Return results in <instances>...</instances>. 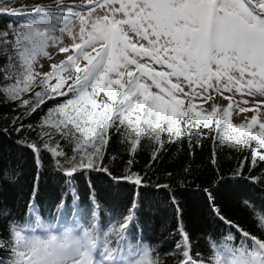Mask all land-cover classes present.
<instances>
[{
  "label": "snow or ice",
  "instance_id": "obj_1",
  "mask_svg": "<svg viewBox=\"0 0 264 264\" xmlns=\"http://www.w3.org/2000/svg\"><path fill=\"white\" fill-rule=\"evenodd\" d=\"M0 15L15 18L0 29V104L14 106L13 129L35 132L69 181L80 172L111 176L104 158L114 139L129 156L120 179L141 187L145 178L131 165L142 141L151 144L155 161L167 144L194 148L208 139L213 164L217 146L247 152L234 175L247 172L264 185V0H0ZM49 49L64 59L42 71L41 58L54 60ZM49 102L35 125L25 123ZM234 113L241 123L232 122ZM18 142L39 155L37 141ZM208 197L213 215L241 246L203 259L178 221L177 264H264V212L253 208L256 235ZM136 208L134 201L118 228L99 235L53 231L32 205L27 226L0 210L7 223L0 264H160L149 248L125 259V248L133 251L127 229ZM226 239L236 237L230 232Z\"/></svg>",
  "mask_w": 264,
  "mask_h": 264
},
{
  "label": "trees",
  "instance_id": "obj_2",
  "mask_svg": "<svg viewBox=\"0 0 264 264\" xmlns=\"http://www.w3.org/2000/svg\"><path fill=\"white\" fill-rule=\"evenodd\" d=\"M14 19L0 15V29ZM49 106L51 102L25 123L35 125ZM17 115L14 106L0 104V129H7V134L0 132V210L17 224L27 226L34 220L29 211L32 205L42 221L54 226L53 231L68 228L82 235L84 230L95 229L99 235L110 227L118 228L135 201V218L127 229L133 251L129 253L126 247L125 257L137 259L143 248H149L160 264H177L179 254L174 249L180 239L177 224L182 221L191 237L192 251L208 260L217 250L241 246V238L213 215L211 193L228 219L261 234L253 208L257 214L264 212V185L253 182L247 172L242 178L234 175L247 152L217 146L213 164V142L205 139L194 148L187 142L167 144L153 161L151 144L142 141L131 165L132 172L145 178L141 187L120 179L128 172L129 156L114 139L104 158L111 176L99 171L80 172L69 181L58 171L55 158L42 148L35 132L13 129L10 121ZM23 139L37 141L41 147L38 156L18 142ZM246 201L251 202L248 207ZM6 227L4 216H0V233ZM230 232L236 239H226Z\"/></svg>",
  "mask_w": 264,
  "mask_h": 264
},
{
  "label": "rangeland",
  "instance_id": "obj_3",
  "mask_svg": "<svg viewBox=\"0 0 264 264\" xmlns=\"http://www.w3.org/2000/svg\"><path fill=\"white\" fill-rule=\"evenodd\" d=\"M17 2L23 3V2H25V0H19ZM27 2L31 3V2H33V0H27ZM34 2H36V3H51L52 0H34ZM68 42L69 41H68L67 37H65V43H68ZM49 51L54 53V60H48L47 58H41L40 64L43 65V69H41L42 71H48L49 65L51 63L59 62L60 60L64 59V56L62 54L61 55H55V49H49ZM232 122L239 124L242 122V117H239L234 113L233 117H232ZM134 259H126V260H134Z\"/></svg>",
  "mask_w": 264,
  "mask_h": 264
}]
</instances>
